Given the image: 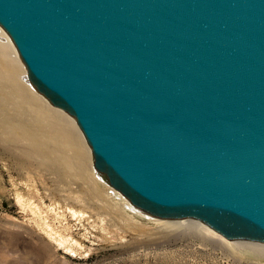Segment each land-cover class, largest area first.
Listing matches in <instances>:
<instances>
[{
  "label": "water",
  "instance_id": "95a60500",
  "mask_svg": "<svg viewBox=\"0 0 264 264\" xmlns=\"http://www.w3.org/2000/svg\"><path fill=\"white\" fill-rule=\"evenodd\" d=\"M0 25L131 203L264 242V0H0Z\"/></svg>",
  "mask_w": 264,
  "mask_h": 264
},
{
  "label": "rangeland",
  "instance_id": "374dc122",
  "mask_svg": "<svg viewBox=\"0 0 264 264\" xmlns=\"http://www.w3.org/2000/svg\"><path fill=\"white\" fill-rule=\"evenodd\" d=\"M0 39L25 67L33 106L61 111L55 116L76 130L72 147L57 155L0 139V264H264L262 241L226 240L195 218H158L131 203L95 165L76 118L37 88L1 25ZM4 61L0 54L6 77ZM180 220L200 222L210 234L197 223L174 222ZM251 241L259 245L246 244Z\"/></svg>",
  "mask_w": 264,
  "mask_h": 264
},
{
  "label": "bare ground",
  "instance_id": "6f19581e",
  "mask_svg": "<svg viewBox=\"0 0 264 264\" xmlns=\"http://www.w3.org/2000/svg\"><path fill=\"white\" fill-rule=\"evenodd\" d=\"M0 54L5 57V64L3 66L5 67V71H7L6 77L3 75V72L0 71V89L4 93V95L0 97V139L5 141L16 140L19 144L28 141L33 146L37 147V149L46 151V153L50 155H57L67 148H71L76 130H72L68 123L67 126L64 125V123L55 116V112L62 114L61 111H55L53 108L45 106L47 111L44 113L40 108L33 106L22 80L21 71L25 67H23L19 57H14L13 48L11 47V49H9L1 39ZM2 105H7L9 108H12L14 112L11 113L8 109L2 108ZM52 141L56 143L55 146L50 144ZM24 150H28V148L25 146ZM70 157L76 156L70 155ZM182 221L197 223L201 225V227H205L202 223L195 222L194 220H180L174 222L181 223ZM163 225H165V223H163ZM167 226L171 227L170 225ZM206 230V233L210 234L209 228H206ZM226 240L228 239L226 238ZM246 244L253 246L259 245L252 241L246 242ZM246 244L245 242L242 243V245ZM69 250H71V248Z\"/></svg>",
  "mask_w": 264,
  "mask_h": 264
}]
</instances>
